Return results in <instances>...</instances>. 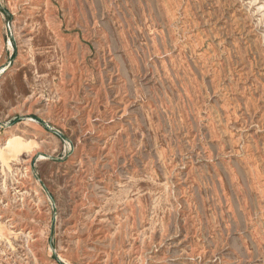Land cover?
I'll list each match as a JSON object with an SVG mask.
<instances>
[{
    "label": "rangeland",
    "instance_id": "1",
    "mask_svg": "<svg viewBox=\"0 0 264 264\" xmlns=\"http://www.w3.org/2000/svg\"><path fill=\"white\" fill-rule=\"evenodd\" d=\"M0 264H264V0H0Z\"/></svg>",
    "mask_w": 264,
    "mask_h": 264
},
{
    "label": "bare ground",
    "instance_id": "2",
    "mask_svg": "<svg viewBox=\"0 0 264 264\" xmlns=\"http://www.w3.org/2000/svg\"><path fill=\"white\" fill-rule=\"evenodd\" d=\"M105 235V234H104ZM111 263V262H110Z\"/></svg>",
    "mask_w": 264,
    "mask_h": 264
}]
</instances>
